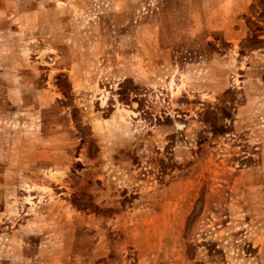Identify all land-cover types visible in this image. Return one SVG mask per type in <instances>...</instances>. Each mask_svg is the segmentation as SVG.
<instances>
[{
    "label": "rangeland",
    "instance_id": "obj_1",
    "mask_svg": "<svg viewBox=\"0 0 264 264\" xmlns=\"http://www.w3.org/2000/svg\"><path fill=\"white\" fill-rule=\"evenodd\" d=\"M0 264H264V0H0Z\"/></svg>",
    "mask_w": 264,
    "mask_h": 264
},
{
    "label": "bare ground",
    "instance_id": "obj_2",
    "mask_svg": "<svg viewBox=\"0 0 264 264\" xmlns=\"http://www.w3.org/2000/svg\"><path fill=\"white\" fill-rule=\"evenodd\" d=\"M55 176V175H54Z\"/></svg>",
    "mask_w": 264,
    "mask_h": 264
}]
</instances>
